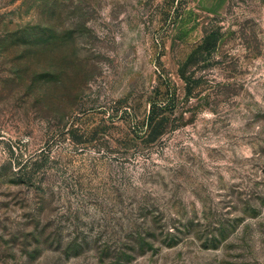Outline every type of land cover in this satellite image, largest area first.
Masks as SVG:
<instances>
[{"label": "rangeland", "instance_id": "374dc122", "mask_svg": "<svg viewBox=\"0 0 264 264\" xmlns=\"http://www.w3.org/2000/svg\"><path fill=\"white\" fill-rule=\"evenodd\" d=\"M0 264H264V0H0Z\"/></svg>", "mask_w": 264, "mask_h": 264}, {"label": "trees", "instance_id": "16d2710c", "mask_svg": "<svg viewBox=\"0 0 264 264\" xmlns=\"http://www.w3.org/2000/svg\"><path fill=\"white\" fill-rule=\"evenodd\" d=\"M167 107L163 105L159 100L151 103L150 112L147 116L146 124L149 128L150 136L153 138L158 137L166 129L167 121L169 120L167 113Z\"/></svg>", "mask_w": 264, "mask_h": 264}]
</instances>
